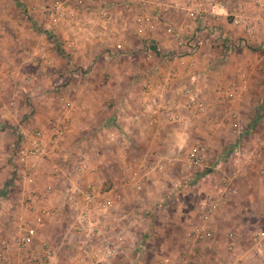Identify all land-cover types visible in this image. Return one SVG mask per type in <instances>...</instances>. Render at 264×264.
<instances>
[{"label": "crops", "instance_id": "1", "mask_svg": "<svg viewBox=\"0 0 264 264\" xmlns=\"http://www.w3.org/2000/svg\"><path fill=\"white\" fill-rule=\"evenodd\" d=\"M209 1L220 7L216 15H188L193 7L207 11ZM125 2L71 1L72 17L55 25L64 62L50 48H26L25 36L17 33L10 49L0 46V187L9 178L17 185L14 194L20 188L18 206L0 193V239L16 242L21 231L33 228L27 256L48 243L57 263L87 264L75 251L80 238L71 228L72 203L84 191L111 197L103 218L108 231L95 240L112 242L134 229L136 212L149 213L155 203L178 197L190 201L191 192L181 190L197 177L182 163L197 132L229 130L231 114L246 129L256 108L248 104L264 103V0H134L127 8ZM238 15L243 23H232ZM135 16L144 18L140 25ZM191 35L201 41L188 55L177 42ZM6 37L0 31L1 40ZM58 85L69 101L64 108L54 106L52 87ZM160 86L166 89L157 91ZM187 91L201 96L202 113L183 107ZM97 95L108 107L95 103ZM164 101L182 121L166 124L154 116L161 126H150L147 103ZM57 118H65V128L51 130ZM225 187L216 203L225 205L233 194ZM208 211L210 218L217 213L215 207Z\"/></svg>", "mask_w": 264, "mask_h": 264}, {"label": "rangeland", "instance_id": "2", "mask_svg": "<svg viewBox=\"0 0 264 264\" xmlns=\"http://www.w3.org/2000/svg\"><path fill=\"white\" fill-rule=\"evenodd\" d=\"M71 1L74 0H0V15L4 11L6 16L3 19L0 17V31L3 30L7 36L3 41L0 38V46H3L2 43L5 42V45L10 49L11 42L14 41L13 36L17 33L20 36H25V40L22 42L25 43L26 48H50L60 57V61L64 62L65 53L61 49L62 41L56 26L60 22L66 21L68 17H72L73 14L69 11L71 8L68 6ZM55 3L60 4L71 15H66L65 11L53 14L45 11ZM188 40L195 43L201 41L200 37L195 35H191L187 39L180 38V47L185 48V51L191 42ZM147 42L149 41L147 40ZM144 43L146 42L144 41ZM199 44H196L194 53ZM126 56L122 55L120 58L124 59ZM145 57L148 58L146 55ZM60 89L59 85L52 87L54 106L64 108L69 105V101L61 95ZM165 89V86H160V89L156 90L163 91ZM147 90L151 92L149 88ZM198 97L197 103H199L200 109L195 112L192 110V113L199 114L203 111L201 96ZM103 98L104 95H97L95 103L108 107L106 105L108 100ZM22 99L26 104L31 105L30 97ZM182 102L184 108L187 107V104L190 107L193 106L188 103L187 96ZM168 105L170 104L165 101L161 103V107L156 103L148 106L147 103L149 114H151L150 126H161L157 120L159 118V121L162 118L166 124L175 125L182 121L177 117V109L175 112V107L172 108ZM255 105V114L253 113L254 115L248 121L250 123L253 121V125H246V129L244 126H240L235 115L231 114L227 118L229 130H216V132L214 130H199L197 132L189 151L192 148L204 147L206 152L204 162L201 166L190 169L182 163L185 172L197 177L191 186H185L184 190H181L183 194L191 192L190 201L178 197L165 204L162 201V205L159 207L158 204L161 203H155L154 211L151 209L149 213L136 212L134 218H131L135 221L134 229L128 233L121 232L122 235L121 233L117 234L118 231L116 232L120 237H124L123 239L121 237L119 242H115L116 252L112 259L104 264H232L233 262H237L236 264H264V103L248 104L250 107ZM154 116H157V119ZM153 118L156 122L153 121ZM252 118L256 119L252 120ZM61 119L63 118L51 120L50 129L53 130L61 125L65 126V118ZM228 148L229 150H238L243 157H239V161L233 163V158L227 157L226 150ZM11 182V179L8 178L1 183L0 193H4V196L7 195L13 206L14 204L18 206L19 200L15 196L19 195L20 188L19 192L14 194L17 192V185ZM224 187L226 188L225 193L232 190L233 194L228 198V202L222 205V203H216L215 199L219 197V193ZM12 194H14L13 199L10 196ZM205 196H207L206 203L203 202L200 206V201ZM186 202L191 206H188ZM6 206L9 207L7 204ZM209 206L217 209V213L211 218L210 212L207 210ZM204 209L208 215L209 234L199 240H190L186 237V233L193 226L200 224ZM65 216L68 219V216ZM4 220L6 221V219ZM136 222H145L144 228L138 226ZM122 223L124 224V222ZM260 234H263V237L257 246L253 239ZM27 252L25 247H18L14 240L2 242L0 239V264H31L28 262ZM60 260L62 262L65 258L61 256Z\"/></svg>", "mask_w": 264, "mask_h": 264}, {"label": "built area", "instance_id": "3", "mask_svg": "<svg viewBox=\"0 0 264 264\" xmlns=\"http://www.w3.org/2000/svg\"><path fill=\"white\" fill-rule=\"evenodd\" d=\"M134 0H126L125 7L127 8L130 2ZM208 10L203 11L199 6L193 7L188 10V15L193 18H201V14L205 13L209 16L216 15V11L220 8L216 3L209 1L207 3ZM259 6L261 10L264 9V3L260 2ZM49 14H53L55 12H66V15H71L70 12L66 11L65 8H62L60 4H53L51 7L46 9ZM135 20L138 25L144 20L140 16H135ZM232 23L234 24H242L243 18L238 15L232 19ZM191 41V40H188ZM196 44L191 41L187 46L188 54H193L196 48ZM151 42H146L144 44V51L150 49ZM178 46H181V42H177ZM188 103L193 104L195 108L194 111L200 109L199 103H197V96L190 91H187ZM65 126L61 125L60 127H55L53 130H62ZM59 135V131H56L54 136ZM36 149V148H35ZM31 150L30 154H34L36 151ZM206 156L204 147L192 148L189 153L186 155L184 159V165L186 168L190 169L192 167L201 166L204 162ZM227 157H232V162L236 163L239 161V157H243V155L234 149H230L227 151ZM208 201V200H207ZM206 201L204 202V204ZM203 204V205H204ZM113 202L111 197L107 194H95L91 191H84L80 194L79 202H73L72 206L76 208L75 214L73 216V220L71 222V228L73 233L80 238L79 242H77V246L75 251L80 253L79 258H85L87 260V264H104L105 262L112 259L114 256L117 245L115 242H119L121 237L119 235L115 236V242H109L106 237L95 240L96 236L99 234H103L108 231L107 223H103V218L107 214V212L112 208ZM209 208H212L209 206ZM202 216L201 222L199 225L193 226L186 233V237L190 240H199L204 238L209 234V230L207 227L208 215H206V209ZM44 216H48L49 212L44 210L42 212ZM34 237V229L26 228L21 231L17 237L16 244L20 248H24L28 244L31 243L32 238ZM263 234L258 235L253 239L255 245L259 246L260 241L262 240ZM78 259L75 258L74 262ZM28 262L31 264H59L54 259V250L51 244L42 243L41 244V253L40 254H30L28 256ZM237 262H233L232 264H236Z\"/></svg>", "mask_w": 264, "mask_h": 264}, {"label": "trees", "instance_id": "4", "mask_svg": "<svg viewBox=\"0 0 264 264\" xmlns=\"http://www.w3.org/2000/svg\"><path fill=\"white\" fill-rule=\"evenodd\" d=\"M220 44H221V43L219 42L216 46L213 47L214 52H215L217 55H219V54L222 53V51L220 50V49H221V45H220Z\"/></svg>", "mask_w": 264, "mask_h": 264}]
</instances>
